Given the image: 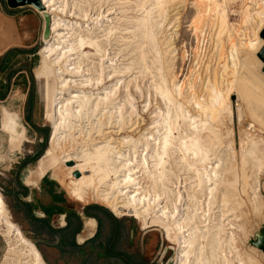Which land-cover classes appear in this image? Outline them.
Here are the masks:
<instances>
[{"label": "bare ground", "instance_id": "bare-ground-1", "mask_svg": "<svg viewBox=\"0 0 264 264\" xmlns=\"http://www.w3.org/2000/svg\"><path fill=\"white\" fill-rule=\"evenodd\" d=\"M34 1L51 16L36 75L57 159L55 187L132 216L143 229L158 226L176 245L173 264H257L237 245L245 225L236 210L244 204L240 192L255 210L262 198L258 177L248 184L246 169H264V139L255 133L264 134V69L256 55L264 0H246L238 15L251 34L228 19L235 0H190L188 32L178 36L179 17L171 25L168 9L188 0ZM203 28L217 58L212 67L206 59L201 65L198 53ZM189 51L202 77L174 70ZM232 95L244 126L238 149L229 126L220 128L225 117L232 120ZM144 111L150 122L142 128ZM0 232L7 241L3 264H47L1 192Z\"/></svg>", "mask_w": 264, "mask_h": 264}, {"label": "rangeland", "instance_id": "rangeland-1", "mask_svg": "<svg viewBox=\"0 0 264 264\" xmlns=\"http://www.w3.org/2000/svg\"><path fill=\"white\" fill-rule=\"evenodd\" d=\"M190 0L185 1L184 3H177L174 7H172L170 4L168 9V17L170 21H172L170 24H177L174 23L173 17L178 16L179 21V28L180 30L177 33V36L183 31L186 33L188 32V21L185 16H188L189 10H190V4L188 3ZM7 2V0H6ZM17 2H26V3H20L21 6H29L36 14L39 16L40 20V27L38 31V37L36 40V44L34 45L35 48V69L36 74L37 71L40 68L41 65V55L39 54V49L41 45L46 40L49 26L51 23V16L46 13L45 10H43L38 3V1L34 0H17ZM246 0H235L233 2H230L228 4V19L231 23L234 25H238L237 27H241L242 29L246 28V32L251 34L250 27L248 28V25L243 26L242 23H240V11L242 9L243 3H245ZM249 4V3H247ZM186 6V7H185ZM12 7V6H11ZM184 7V8H183ZM232 10V11H231ZM187 21V22H185ZM185 23V24H184ZM183 25V26H182ZM185 27V28H184ZM184 28V29H183ZM205 28H203L204 30ZM262 29V28H261ZM205 36L200 37V43H199V56L201 58V65H203V62H210L211 67L217 62V58L215 54H213V46L212 43H209V36H207L208 29L204 30ZM259 31V36H260ZM212 30H209V34L211 35ZM189 35V34H188ZM179 39V38H178ZM193 40V37L190 36L189 43ZM204 39V40H203ZM263 40V39H262ZM264 42V41H263ZM201 45V46H200ZM225 45V43H224ZM263 45V43H262ZM260 46V48L262 47ZM202 48V50H201ZM260 48L258 49L257 53L259 52ZM183 49L190 50V47L187 46ZM201 51V52H200ZM209 51V52H208ZM256 53V55H257ZM208 54V55H207ZM225 53H223L224 55ZM212 55V56H211ZM208 57V58H207ZM258 57V56H257ZM215 58V59H214ZM259 58V57H258ZM188 59L190 60H184V64H181L179 61L175 65V71L177 73H180L182 70L183 73H186V78H194L196 74H200L201 77L203 76V71H201L202 66H200L199 70H197L199 64H196L197 62L196 57H194L192 54H190V51L188 53ZM222 58H220L218 61H221ZM260 59V58H259ZM193 61V62H192ZM200 61V59L198 60ZM188 69L186 70V67L188 66ZM186 65V67H185ZM197 66V67H196ZM263 66V62H262ZM197 71H196V70ZM262 69V67H261ZM189 72V73H188ZM196 73V74H195ZM190 75V76H189ZM37 76V75H36ZM193 76V77H192ZM199 78H197L195 81V85L197 89H201V84L198 82ZM42 82L43 79L40 77H37L34 81L33 89L31 94H28V98L31 100L32 97H34V102L36 103V109L37 112L35 113L34 119L35 124L37 128L39 129L40 133H37L35 135L36 137L29 138V133L27 132L25 126L21 123L17 115H15L12 112H9L5 109H3V114L1 118V127H0V192L2 193L4 197V201L6 204V207L8 209V212L10 213L13 221L20 227V229L23 231L26 237H28L38 248L40 251L44 261L47 264H124L117 259L113 257H107L105 251H104V243H105V237L110 231L109 225L105 227V229L102 231L101 236H99L94 243L87 244L84 248L81 250H63L56 248L54 246H45L43 242L39 239V237L31 232V227L29 223L24 221L22 219L21 214L18 212L17 208L15 207V201L13 199V191L15 190L14 185V177L15 172L18 168V166L26 160L28 157H31L34 155L37 151H39L41 148V154L32 162H28L29 164L25 165V167L22 169L21 172V179L28 184H33L38 178L43 176L44 174L48 173L50 176L53 173V170H57V159L54 158L55 156L49 149V135L51 131V124L47 122L44 118V101L41 95V89H42ZM185 84V82L183 83ZM231 105L233 109V116L232 120L228 121V118L225 117L223 120L224 123L220 125L221 129L225 126H229V129L232 131V140L233 145L236 149H238L239 142L242 136V127L243 124L242 121L239 122L237 112H236V97L231 96ZM27 99V98H26ZM28 99V101H29ZM155 99V97H154ZM139 100V99H138ZM158 100V98H157ZM155 100H152L154 102ZM140 107L143 105L142 102L137 103ZM154 104V103H152ZM264 110V107H262ZM145 120H143L140 124L143 127H145V122L148 120V123L150 122L149 114L146 113V111L143 112V115ZM243 116H245V112H243ZM246 118V117H245ZM244 122V121H243ZM144 123V124H143ZM233 128V129H232ZM258 128V127H257ZM256 128V129H257ZM242 129V130H240ZM226 130V129H225ZM234 130V131H233ZM240 130V131H239ZM258 130V129H257ZM33 131H31L32 133ZM241 132V133H240ZM46 133V139L44 142V134ZM238 133V134H237ZM257 133V137L264 139V134H261L260 132ZM259 133V134H258ZM35 134V133H34ZM241 134V135H240ZM262 137H259V136ZM234 137V138H233ZM28 140V141H25ZM44 142V143H43ZM224 149V148H223ZM249 169L250 166H247ZM246 169L247 175V182L250 184L254 180V178L258 177L259 180V192L257 191L259 196L262 197L260 202L258 203V207L256 210L253 207H251V202L245 197V193L240 192V196L243 199V205L241 206L240 212L236 210V213L239 214V217L237 216L236 219H238L237 222L242 223V226L245 225L242 229L238 230L237 237V245L240 249V252L246 255H252L254 259L257 260V264H264V255H262L260 252L258 253L256 250L249 248V239L254 236V233L260 228L261 222L263 221L264 216V169L260 172L253 171ZM264 168V167H263ZM253 171V172H252ZM251 172V173H250ZM258 173H262L258 175ZM179 174L181 176L184 175L183 171H180ZM256 174V175H255ZM253 176V178H251ZM253 180V181H252ZM238 186V185H237ZM36 188V187H35ZM51 187V191L54 190V188ZM240 189V186H239ZM246 193H250V189L248 188L246 190ZM262 194V195H261ZM65 196V195H64ZM245 198V199H244ZM203 200V198H201ZM73 200V199H72ZM246 202H245V201ZM76 202L78 205H85V204H98L100 206H103L110 214H112L114 217L121 220V223L119 224V232H120V240H119V249L123 251L124 253H127L128 256H131L134 260H137L138 262H154L155 264H173V256L175 252L176 245L173 242L167 241L164 238L163 230H161L158 226H151L148 228L143 229L141 226V223L135 219L132 216H116L107 206H105L103 203L96 201L95 199L89 198L87 202ZM249 201V202H248ZM262 202V204H261ZM256 203V204H257ZM260 203V204H259ZM245 205V207H244ZM244 208V209H243ZM215 210V209H214ZM255 210V211H254ZM260 211V212H259ZM259 212V213H258ZM262 213V214H261ZM260 214V215H259ZM254 215V216H253ZM257 215V216H256ZM262 216V218H261ZM242 217V219H240ZM261 218V219H260ZM261 221H260V220ZM257 220V221H256ZM260 221V222H259ZM244 222V223H243ZM255 225V226H254ZM248 230V231H247ZM247 231V232H246ZM247 234H246V233ZM249 233V234H248ZM246 235V236H245ZM7 246V241L4 237V235L0 232V264H3V254ZM249 246V247H248ZM165 247V248H164ZM255 252H254V251ZM249 252V253H248ZM254 252V253H253ZM257 252V253H256ZM261 254V255H260ZM256 256V257H255Z\"/></svg>", "mask_w": 264, "mask_h": 264}, {"label": "crops", "instance_id": "crops-1", "mask_svg": "<svg viewBox=\"0 0 264 264\" xmlns=\"http://www.w3.org/2000/svg\"><path fill=\"white\" fill-rule=\"evenodd\" d=\"M39 27V16L34 9L21 5L11 7L6 0H0V127L5 109L17 115L29 133V138L32 134L35 138L36 132L40 133L34 119L36 103L34 102L31 110L28 109V94H31L37 78L34 45ZM24 167L25 165L17 168L15 172L14 205L22 219L29 223L31 232L46 247L81 250L87 244L94 243L109 225L111 229L105 237L104 251L107 257H113L125 264L120 257L113 254L119 252L128 256L118 247L120 219L108 210L91 207L95 204L78 205L55 187L52 176L48 173L33 184L25 183L21 179ZM52 186L56 190L51 191ZM70 223L71 229L66 228Z\"/></svg>", "mask_w": 264, "mask_h": 264}, {"label": "water", "instance_id": "water-1", "mask_svg": "<svg viewBox=\"0 0 264 264\" xmlns=\"http://www.w3.org/2000/svg\"><path fill=\"white\" fill-rule=\"evenodd\" d=\"M7 3L9 6H17L20 3H26V2H16L12 3L10 0H7ZM260 37L264 41V26L261 29L260 32ZM257 56L260 58V60L263 62V69H264V42L262 47L260 48L259 52L257 53ZM249 243L264 252V216H263V221L261 222L260 228L254 233V236L249 239Z\"/></svg>", "mask_w": 264, "mask_h": 264}, {"label": "trees", "instance_id": "trees-1", "mask_svg": "<svg viewBox=\"0 0 264 264\" xmlns=\"http://www.w3.org/2000/svg\"><path fill=\"white\" fill-rule=\"evenodd\" d=\"M34 97H32L31 98V100L29 99V101H28V109H30L31 110V107L33 106V104H34ZM34 125V124H33ZM45 139H46V133L44 134V142H45ZM43 142V143H44ZM41 150H42V148L39 150V151H37L34 155H32L31 157H28L26 160H24L20 165H19V169L20 168H22L24 165H26L29 161H32V160H34V159H36V158H38V156L41 154ZM91 207H93V208H95V209H97V210H102V211H106V209L104 208V207H102V206H99V205H97V204H95V205H92ZM86 212H87V210H86ZM87 214V213H86ZM66 228H70L71 229V223L70 224H68L67 226H66ZM73 245V244H72ZM75 246V245H74ZM112 248V247H111ZM111 251L113 252V250L111 249ZM115 256H117V257H120L124 262H125V264H155L154 262H138L137 260H134L132 257H128V256H125L124 254H122V253H119V252H114L113 253Z\"/></svg>", "mask_w": 264, "mask_h": 264}]
</instances>
